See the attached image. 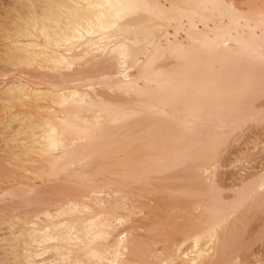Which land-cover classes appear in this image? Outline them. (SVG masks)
<instances>
[{"label": "bare ground", "instance_id": "obj_1", "mask_svg": "<svg viewBox=\"0 0 264 264\" xmlns=\"http://www.w3.org/2000/svg\"><path fill=\"white\" fill-rule=\"evenodd\" d=\"M0 264H264V0H0Z\"/></svg>", "mask_w": 264, "mask_h": 264}, {"label": "rangeland", "instance_id": "obj_2", "mask_svg": "<svg viewBox=\"0 0 264 264\" xmlns=\"http://www.w3.org/2000/svg\"><path fill=\"white\" fill-rule=\"evenodd\" d=\"M1 145H2V144L0 143V149H1ZM0 252H1V250H0Z\"/></svg>", "mask_w": 264, "mask_h": 264}]
</instances>
